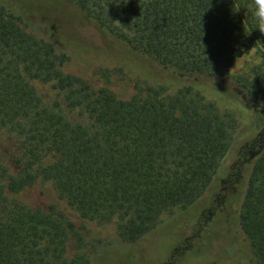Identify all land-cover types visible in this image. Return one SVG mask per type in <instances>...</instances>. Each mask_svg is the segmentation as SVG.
I'll list each match as a JSON object with an SVG mask.
<instances>
[{
  "label": "trees",
  "instance_id": "1",
  "mask_svg": "<svg viewBox=\"0 0 264 264\" xmlns=\"http://www.w3.org/2000/svg\"><path fill=\"white\" fill-rule=\"evenodd\" d=\"M26 1L0 0V133L17 154L14 172L0 156V264H92L94 255L96 264H179L181 252L186 264L187 254L207 257L180 237L187 225L208 236V255L264 264V34L253 0H57L87 20L68 37L28 31ZM245 49L258 62L233 76ZM127 51L152 59L128 99L63 70L79 55L111 73ZM32 79L51 82L80 118L45 102ZM199 84L252 109L234 148L237 115ZM37 181L52 183L82 219L113 222L115 248L92 245L54 205L11 196ZM203 196L213 205L200 217Z\"/></svg>",
  "mask_w": 264,
  "mask_h": 264
},
{
  "label": "rangeland",
  "instance_id": "2",
  "mask_svg": "<svg viewBox=\"0 0 264 264\" xmlns=\"http://www.w3.org/2000/svg\"><path fill=\"white\" fill-rule=\"evenodd\" d=\"M25 2V8L28 11L25 24L26 29L36 35H41L43 29L49 30L59 36L68 37L75 27L87 23L86 18L82 14H77L75 9H70L69 5L61 4L56 6L57 0H31ZM36 1V2H35ZM33 3V4H32ZM66 10L57 13L54 7ZM64 7V8H63ZM71 7V6H70ZM69 8V9H68ZM34 17L32 18V13ZM60 14V15H58ZM35 19V20H34ZM39 21V23H37ZM98 61L86 60L79 55L72 57L63 70L70 73L82 74L93 86L106 87L114 92L119 98L128 99L136 92L135 82L138 79V69L147 70L152 64V59L140 52L127 51L123 55L121 63L117 64L116 69L111 73L103 72L98 67ZM258 62V56L254 49H245L235 59L234 66L229 70L233 76L241 75L249 71L250 67ZM31 82L35 86L37 92L42 99L51 103L52 101H60L64 112L72 119L80 118L79 110H68L65 107L61 94L53 87L51 82H44L39 79H32ZM199 88L205 96L213 101L220 109H228L233 111L239 119V129L235 135L233 148L239 142L242 136L246 135L252 127L253 112L252 109L241 99L232 95L216 86L210 84H199ZM16 147L14 141L6 134L0 133V156L5 165L11 172L16 170L14 159L16 157ZM22 203L31 208L47 211L51 205H54L59 211L71 220L76 227L82 232L85 239L92 245H99L98 240H104L111 243L106 245L105 249L115 248L114 244L119 241L116 228L113 222L99 225L94 221L82 219L77 212L70 207L67 202L58 197L52 183L37 181L33 185L21 190L16 194H11ZM213 205L212 198L203 196L195 203V212L198 216L203 217L204 212ZM182 207H174L171 211L163 214L162 218L166 219L172 214L183 211ZM199 217V218H200ZM198 225H187L180 232V237L189 238V245L193 251L201 249L206 256L197 257V254H187L188 262L186 264H255L253 259L248 256L236 257L233 261L227 260L220 256L208 255L209 244L208 236L200 238L196 235ZM198 237V238H197ZM180 252V251H179ZM186 254H179V264L184 263ZM186 261V260H185ZM92 264H96L94 255ZM137 264H141L139 261Z\"/></svg>",
  "mask_w": 264,
  "mask_h": 264
},
{
  "label": "clouds",
  "instance_id": "3",
  "mask_svg": "<svg viewBox=\"0 0 264 264\" xmlns=\"http://www.w3.org/2000/svg\"><path fill=\"white\" fill-rule=\"evenodd\" d=\"M253 15L256 20V29L264 34V0H253Z\"/></svg>",
  "mask_w": 264,
  "mask_h": 264
}]
</instances>
